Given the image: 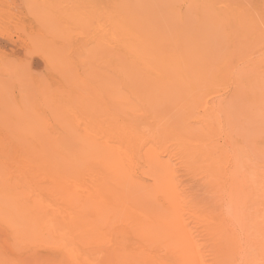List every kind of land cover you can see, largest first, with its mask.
Returning <instances> with one entry per match:
<instances>
[{
    "label": "bare ground",
    "instance_id": "obj_1",
    "mask_svg": "<svg viewBox=\"0 0 264 264\" xmlns=\"http://www.w3.org/2000/svg\"><path fill=\"white\" fill-rule=\"evenodd\" d=\"M26 5L38 13L41 23L44 14L61 21V36L48 37L49 46H55V57L67 48L77 61L71 62V72L79 66L77 70L92 73L102 66L121 78L132 77L133 85L143 76L194 100L216 89L230 90L233 99L220 106L231 128L223 143L215 144L204 131L194 135L171 120L154 117L163 132L200 148L214 171L225 175L227 186L221 199L196 200L178 194L171 184L167 195L173 200L158 199L163 200L160 208L155 200L133 191L128 179L133 172V143L143 141L134 115L119 108L112 97L90 100L80 86L93 90L96 84L82 78L74 82L71 72L63 76L46 54L35 53L51 78L26 69L21 82L33 85L29 105L36 106L42 98L105 143L111 138L113 144L108 153L95 156L65 135L35 130L20 109H10L0 96V221L13 223V244L21 240L35 251L50 247L58 252L42 264H106L88 252L95 241L109 244L119 254L118 264H155L160 259L150 254L133 257V236L149 229L170 236L178 228L193 240L194 232L185 222L189 215L210 234L214 264H231L230 252L241 248L230 220L241 223L243 233L253 237V250L264 251L260 208L264 173L254 162L250 144L233 134L236 124L245 125L252 118H245L248 114L237 105L233 110L226 107L244 99L242 103L264 109V0H30ZM13 11L17 10L8 0H0V26L13 21ZM32 50L36 51L34 42ZM4 92L0 81V95ZM111 106H117L116 111L108 114ZM206 131L213 136V130ZM73 192L86 201L72 198ZM248 212L255 215L257 230L250 231L244 222ZM194 245L191 264H207L202 256L205 245ZM252 257L248 255L247 261L260 258L256 253ZM14 260L5 256L0 264H17Z\"/></svg>",
    "mask_w": 264,
    "mask_h": 264
},
{
    "label": "rangeland",
    "instance_id": "obj_2",
    "mask_svg": "<svg viewBox=\"0 0 264 264\" xmlns=\"http://www.w3.org/2000/svg\"><path fill=\"white\" fill-rule=\"evenodd\" d=\"M8 1L17 11H13L16 15L12 22L0 26V81L5 90L0 95L1 98L10 109H20L23 117L34 124L35 130L47 129L51 131L50 133L65 135L81 143L95 156L99 152L108 153V150H111L109 145L113 144L111 138L105 143L103 139L97 137V134L85 129L83 124L79 125L74 119H68L42 98H39L36 106L29 105V91L33 85H25L21 82L26 69L29 68L34 74H46L51 78L46 71V63L34 55L35 53L46 54L53 68L65 77L69 76L72 70L71 62L75 60L68 53L67 48L61 50L60 57H55V46H49L48 37L61 36L62 27L59 19H52L44 14L41 23L36 12L39 10L36 2H34L36 11H33L26 5L30 0ZM33 42L36 48L34 53L33 50L31 52ZM78 68L79 66H76L69 77L74 82L82 78L96 84L97 89L92 90L86 85L80 86L79 83L81 90L90 100L100 96L112 97L119 102V108L123 107V110L131 112L136 119L143 141L136 140L133 143V172L132 178H128L133 185V191L139 196L142 195L143 198L155 200V204L160 208L163 200L159 202L158 199L173 200L167 195L168 186L171 184L176 185L178 194L182 192L181 194L196 200L215 196L221 199L226 196L225 175L214 171L212 162L202 154L203 151L200 148L195 149L193 145L181 144L176 137L163 132L154 117L171 120L182 131L194 135L204 131L207 138L214 140L215 144L226 142L227 132L231 128L220 106L227 101H232L230 90L216 89L208 96H200L194 100L188 93L183 94L184 92L172 87H166L154 78L138 76L136 84L133 85L132 77L121 78L113 72L109 73L102 66L92 73H85L81 69L77 70ZM243 101L244 99H239L231 105L226 103V107L229 106L231 110L236 109L237 105V109L241 112L245 110L244 114H248L245 118H252L245 122V125L236 124L234 127L237 132L233 134L245 144H250L254 162L261 164L260 171L264 173V109L262 106L257 108L251 104H244ZM116 107H109L107 113H115ZM96 112H100V109H96ZM101 114H105V111H101ZM209 129L213 130V136L206 131L210 132ZM155 142L158 144L152 148ZM11 176L13 177L12 174ZM261 188L264 189V182ZM261 188L259 194L263 191ZM71 197L80 202L86 201L84 195L76 192H73ZM252 207L258 209L256 205ZM260 208L264 215V204H260ZM255 219V215L249 212L244 218L250 231L257 230L253 222ZM185 222L194 232L191 236L194 241L187 238L178 228H174L170 236L158 234L156 229H149L146 234L133 236V257L143 258L150 254L160 259L155 264H166V262L191 264L196 255L193 246L195 242H198L205 245L203 259L207 264H214L216 254L212 251L213 242L210 234L204 231L198 220L189 215H185ZM236 222L239 224L238 221H229L231 229L236 227V236H239L236 239L241 244V248L234 249V253L230 252L231 264H264V251L255 250L251 242L253 237L247 233L244 234L241 223L237 225ZM11 227L14 228L13 223L8 226L0 221V261L6 256L13 260L15 257L14 261L17 264H42L50 255L57 256L54 254L58 252L52 251L50 247L35 251L32 246L24 245L21 240L14 245L15 233ZM262 228L264 229V223ZM10 246L14 248L15 253ZM251 246L255 249L253 250ZM109 247H111L109 244L95 241L90 244L88 252L96 258L102 257L106 264H118L119 254ZM250 252L252 255L256 253L260 257L259 260L247 261L248 255L252 257Z\"/></svg>",
    "mask_w": 264,
    "mask_h": 264
}]
</instances>
